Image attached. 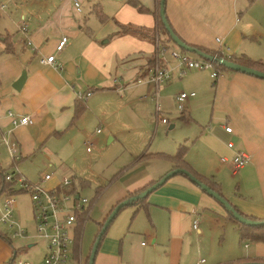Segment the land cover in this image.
<instances>
[{
	"label": "crops",
	"instance_id": "obj_1",
	"mask_svg": "<svg viewBox=\"0 0 264 264\" xmlns=\"http://www.w3.org/2000/svg\"><path fill=\"white\" fill-rule=\"evenodd\" d=\"M3 1L7 6L4 10L0 8V19L3 13L9 16V24L10 21L14 24H6V18L0 21V170H10L11 164H17L21 171L24 163L31 161L46 169L38 181L51 172L46 184H54L61 178L55 172L62 171L68 161L62 142L74 147L77 139L81 143L91 138L86 132L88 121H99L98 125L102 122L106 129L112 125L113 114L99 112L103 103L119 96L124 98L121 107L129 105V101L132 104L136 97L153 104V96L157 95L156 124L172 128L174 111L168 108V101L176 106L179 92L195 91L186 101L184 118L180 116L190 126L179 142V146L188 145L185 166L244 213L264 219L263 77L229 68L221 69V74L212 78L211 70L206 68L190 69L180 77L175 74L165 83L149 80L152 60L158 58L157 39L167 38L156 16L159 0H136L144 7L142 10L129 0H103L102 5L100 0L92 1L90 11L98 19L89 20L82 7L77 10L74 0ZM165 3L167 18L186 42L227 55L246 53L252 59L264 61V8L259 9L263 14L255 25L240 16V0H165ZM95 6L101 9L102 17L95 12ZM21 17L29 23L32 43L27 44L18 28ZM120 22L153 29L151 36L112 35ZM62 34L67 35L68 41L55 51ZM51 53L61 61L60 69L41 60ZM167 59L176 72V59ZM23 70L27 72L26 79L16 89L13 82ZM174 81L173 89L169 88L168 84ZM88 90L91 94L85 99L78 94ZM9 110L33 115L35 120L29 125L13 126L7 115ZM163 116L169 121L163 122ZM226 123L232 125L231 133L225 130ZM9 129L20 149L15 163L1 139L2 133ZM231 138L234 145L230 148ZM235 150H244L250 156L237 171L229 160H222V156L230 159ZM144 151L150 152L143 150L140 157ZM174 153L166 154L171 161L167 171L181 164L171 157ZM165 173L145 176L128 186L97 221L93 243L117 202L139 193ZM71 176L75 181V175ZM1 181L0 174V184ZM131 204L134 208L117 217L125 206L122 207L103 233L93 264H195L200 258H204L202 264L264 260V242L252 239L253 247L248 253L237 248L236 236L242 240L237 222L220 201L183 173L174 174L157 186L140 202L141 206ZM195 219L197 228L193 227ZM84 223H80L78 236L75 229L77 237L71 250L74 263L86 260L91 252L92 245L88 253L82 248ZM34 244L17 246L6 231L0 230V264L11 259L14 249L30 250Z\"/></svg>",
	"mask_w": 264,
	"mask_h": 264
},
{
	"label": "rangeland",
	"instance_id": "obj_2",
	"mask_svg": "<svg viewBox=\"0 0 264 264\" xmlns=\"http://www.w3.org/2000/svg\"><path fill=\"white\" fill-rule=\"evenodd\" d=\"M92 1L96 0H81L80 2L82 13L85 14L88 20L98 19L90 11ZM240 1V9L242 10L240 16L242 19L245 18L255 25L258 24L261 21L260 15L263 14L259 9L264 8V0ZM102 2L103 0H100V5H102ZM11 4L12 2L9 6ZM6 16L2 13L0 21L6 18V21H2L8 25L14 24L11 21L9 24V16ZM13 17L15 16L13 15ZM189 53L197 55L191 51ZM175 82L168 84L169 88L173 89ZM115 97L112 102L103 103L99 107V112L104 111L107 114L110 111L113 114L112 125L106 129L103 126L105 124L102 122L98 125L99 121H88L86 132L87 136H91L89 144L83 140L80 143V139H77L74 147L71 145L64 146L62 142V146L65 148L64 154L68 161H66L62 171L57 170L55 172L60 177L75 175V190L89 200L86 204L90 206V211L84 223L82 242L83 251L86 253L93 245L94 233L98 227L97 221L106 214L112 203L121 197L127 191V187L135 183L136 180L148 175L155 177L160 172L165 173L171 165V161L166 154L176 152L179 142L183 141L185 134L190 131V126L180 119L182 113L170 101H168V108L174 111V119L172 120L174 127L169 128L163 123L156 124L157 113L154 110L158 103L159 96L157 95L153 96V104L149 100L136 97L132 104L129 101L130 104L125 107H121L124 98ZM162 110L165 111V109ZM97 125L102 128L101 133L94 132ZM143 150L156 152V154L138 157ZM69 162L71 164L67 165ZM24 164L21 173L28 176L30 182L38 181L39 175L46 171L45 167H40L31 161ZM71 168L72 171L70 172ZM14 199L15 217L23 223L30 233H34L36 227L33 212L29 206L28 193L20 191L14 194ZM132 208H134L132 204L125 205L117 217ZM0 230L9 232L5 224L0 225ZM240 240V236H236L234 242L237 245L236 247L240 248L243 253H248L252 249L254 241L251 238ZM13 241L17 246H25L36 242L30 250L24 248L19 251L22 257L30 259L33 263L39 262L44 254L45 243L42 239L19 237L13 239ZM245 243L248 246H245ZM85 261L80 260L79 263H74L72 260L68 264H84Z\"/></svg>",
	"mask_w": 264,
	"mask_h": 264
},
{
	"label": "built area",
	"instance_id": "obj_3",
	"mask_svg": "<svg viewBox=\"0 0 264 264\" xmlns=\"http://www.w3.org/2000/svg\"><path fill=\"white\" fill-rule=\"evenodd\" d=\"M7 2L0 0V8L6 9ZM74 6L77 10L81 9L79 0H74ZM18 28L23 34L27 44L32 43L29 36V23L23 17L17 21ZM217 40H220L217 37ZM68 37L62 34L55 46V51L61 50ZM172 42V43H170ZM165 42L160 38L157 39L156 49L158 51V58L152 62L149 68V80H153L156 84L168 82L175 74L183 76L190 69H210L211 77L216 78L221 74V69L218 68L214 61H210L202 56H192L189 51L181 49L172 40ZM167 57L176 59L177 70L175 67L168 64ZM43 62L49 63L55 68H61V61L57 60L56 54L51 53L41 58ZM81 98H86L91 94V91L78 93ZM195 95V91H181L176 96V106L184 115L186 113V100ZM13 126L16 124L29 125L34 122L35 117L29 114H22L7 111ZM163 122H168L167 116L161 118ZM225 130L229 133L233 131L232 125L226 123ZM102 128L97 127L96 131L100 132ZM1 139L8 148L10 160L15 163L20 157V149L17 140L12 136L11 129L6 133H2ZM85 143H90V138L85 140ZM234 145V139H230L228 146L231 148ZM89 149V147H88ZM250 156L244 150H235L230 159L222 156V160H229L232 169L237 171L241 166L245 165ZM17 176L15 188H22L30 196V207L33 212V220L35 222L36 231L30 233L28 229L15 217L14 194L3 191L0 194V225L5 224L9 232L8 236L12 239L23 237L32 239L37 237L42 239L45 243L44 255L39 262L33 263L30 259L22 257L19 252L14 260V264H68L73 260L72 245L75 242V229L78 223V215L88 205V198L81 196L77 190H68V187L74 182L72 176H63L58 182L47 185L46 182L52 177L51 172L45 173L42 179L36 182H30L19 170L17 164L13 165L12 169L7 170L5 177L7 180L14 179ZM88 215V214H87ZM198 220L195 219L193 227L197 228ZM204 258L195 261V264H202Z\"/></svg>",
	"mask_w": 264,
	"mask_h": 264
},
{
	"label": "water",
	"instance_id": "obj_4",
	"mask_svg": "<svg viewBox=\"0 0 264 264\" xmlns=\"http://www.w3.org/2000/svg\"><path fill=\"white\" fill-rule=\"evenodd\" d=\"M160 6H159V15L160 19H162L163 25L165 30H167L168 34H170L171 39L174 43H176L181 49H186L187 51H191L196 53L199 56H202L210 61H215L226 68H231L233 70L246 72L251 75L257 76V77H263L264 78V70L255 68L253 66L242 64L236 61L231 60L230 58H225L223 56H219L216 53L210 54L206 50L195 47L194 45L186 42L183 38L179 36L178 33H176L169 21V18H167L166 15V3L165 0H159ZM27 76L26 70H23L22 73L18 78H16L13 82V86L16 89H20L23 85V82L25 81ZM170 126H173L171 124ZM177 173H183L187 174L190 179L196 183L198 186L203 188L208 194H210L215 200L220 201L222 205L225 207L227 211L231 212V215L234 216L237 220L240 222L247 224V225H256V226H262L264 225V219H253L248 218L246 216H243L240 212H238L234 206H232L231 201H229L223 194H221L218 190L213 189L211 186H209L206 182L203 180L201 181L198 177H196L192 171H189L187 168L183 167H176L171 168L169 171H167L164 175H162L160 178L156 179L155 182L145 187L143 190H141L137 194H133L130 196L125 197L124 199L120 200L116 203V205L111 209L110 213L107 215V217L104 219V223L102 224L100 230L96 234V239L91 247V252L88 257V264H93L94 258L96 256V250L98 248V245L101 241L102 234L105 232L109 224L111 223L112 219L115 217V215L118 213V211L124 207L127 204H131L135 202L138 199H141L142 197H146L149 193H151L153 190L156 189L157 186L164 183L167 179H169L172 175ZM234 264H264V261L259 260H250V261H241V262H235Z\"/></svg>",
	"mask_w": 264,
	"mask_h": 264
},
{
	"label": "trees",
	"instance_id": "obj_5",
	"mask_svg": "<svg viewBox=\"0 0 264 264\" xmlns=\"http://www.w3.org/2000/svg\"><path fill=\"white\" fill-rule=\"evenodd\" d=\"M129 2L131 4H134V5H137L139 9H144V7L142 6V4H140L138 1L136 0H129ZM94 10L95 12L98 14L99 17H102V12H101V9L98 8V6H95L94 7ZM156 16H157V19H158V24H159V27L160 29L163 31L164 34H167V38L166 40L164 41H171V36L170 34H168L167 30H165L164 28V25H163V22H162V19H160V15H159V12L156 13ZM174 29V28H173ZM153 30V29H152ZM151 30V31H152ZM151 31L147 28H144L142 26H138V25H133L131 23H118V29L113 32L112 35L114 36H120V34H124V33H131L133 35H140V36H151ZM175 31V30H174ZM195 47H199V48H202L204 50H206L207 52H209L210 54H213V53H216L217 55L219 56H223L225 58H230L231 60L233 61H236V62H239V63H242V64H247V65H250V66H253L255 68H258V69H262L264 70V61H261L260 59L259 60H256V59H252L251 57H249L246 53H241V54H234V53H231V54H225L223 53L222 51L220 50H210V49H206L204 47H201L199 45H194ZM183 49V48H182ZM186 50V49H184ZM152 62H154V58L152 60ZM215 65L220 68V69H228L226 68L225 66L215 62ZM84 105L82 106H78L79 108H77V112L80 111L82 108H83ZM185 115V114H184ZM184 115H182V117L184 118ZM187 148H188V145L187 144H180L178 150L171 155V157L181 163L179 164V166L177 167H183V168H187L189 169L186 165V160H185V153L187 151ZM152 155L151 152H147V151H144L142 153V156L143 155ZM140 157V156H139ZM13 163V162H12ZM13 167V164H11V167L10 169H12ZM7 170H0V174H1V177H2V181H1V184H0V194L3 193V191L7 192V193H10V194H16L20 191H23L22 188H15V183H16V180H17V176L14 175V179H12L11 181L10 180H7L6 177H5V173H6ZM190 171V169H189ZM193 173V171H192ZM196 177H198L195 173H193ZM185 175V174H184ZM187 175V174H186ZM188 176V175H187ZM189 177V176H188ZM190 178V177H189ZM199 178V177H198ZM200 179V178H199ZM201 181L203 180L202 178L200 179ZM204 182H206L209 186H211L213 189L215 190H218L216 189L213 185H211L208 181H205L203 180ZM72 188H74V182L68 187V190H72ZM141 191V190H140ZM219 191V190H218ZM220 192V191H219ZM221 193V192H220ZM137 194V193H136ZM222 194V193H221ZM145 197H142L141 199H138L136 200L135 202H133L134 204H139L140 205V202L144 199ZM141 206V205H140ZM232 206H234V208L240 212L243 216H246V217H250V218H253V219H258L256 217H254L253 215H248L246 213H244L242 210H240L237 206H235L234 204H232ZM89 205L79 213L78 215V223H77V226H76V233L78 232L77 230L80 231V228L82 227V225L80 223H84V220L88 217V211H89ZM228 212V215L231 216L232 219H234L237 224H238V228H239V231H240V234H241V237L242 238H251L253 240H259V241H262L264 242V225L262 226H256V225H247V224H244L242 222H240L239 220H237L234 216L231 215V212L230 211H227ZM107 217V216H106ZM105 221V220H104ZM103 221V223H104ZM102 223V224H103ZM79 227V228H78ZM76 233H75V236H76ZM103 235V234H102ZM77 236H78V233H77ZM76 236V237H77ZM103 237V236H102ZM76 241V239H75ZM17 250L14 249V255L11 257V259H9V261L6 263V264H14V260H15V257L17 255ZM89 257V256H88ZM260 261V260H259ZM264 261V260H263ZM241 262V261H240ZM84 264H88V258L86 259L85 263Z\"/></svg>",
	"mask_w": 264,
	"mask_h": 264
}]
</instances>
